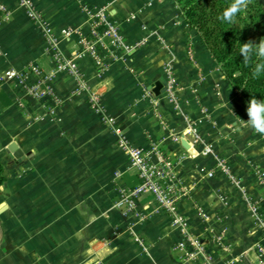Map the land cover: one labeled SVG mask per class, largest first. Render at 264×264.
Instances as JSON below:
<instances>
[{
	"label": "crops",
	"instance_id": "1",
	"mask_svg": "<svg viewBox=\"0 0 264 264\" xmlns=\"http://www.w3.org/2000/svg\"><path fill=\"white\" fill-rule=\"evenodd\" d=\"M1 1L11 10V18L0 31V161L6 175L0 187V264H184V254L175 249L177 233L151 196L138 202V210L150 214L145 223H136L114 207L115 185L132 188L139 180L134 171H127L116 138L89 111L86 99L70 97L73 84L66 75L53 81L65 98L59 121L31 123L34 104L27 103L24 110L18 107L21 94L13 83L1 80L3 74L29 63L50 74L53 64L45 40L17 0ZM31 1L55 33L86 31V19L74 0ZM81 1L106 8L128 43L145 40L127 62L115 63L101 80L96 79L91 62L80 59L78 65L90 86L102 95L124 136L151 163H172L186 193L179 210L189 220L192 235L208 243L212 236L207 228L213 234L225 230L224 249L209 242L214 263L254 264L264 230L254 225L243 197L264 202V181L256 175L264 180V135L242 123L237 126L238 117L248 118L240 94L173 0ZM130 15L135 19L130 20ZM188 47L194 65L187 58ZM58 48L65 56L73 55L76 39H60ZM168 64L176 79L180 113L173 111L164 94ZM157 85L156 96L152 90ZM155 99L164 125L151 114ZM191 125L227 163L241 189L230 184L212 158L200 155V146L193 145L187 134ZM172 136L180 139L173 141ZM12 145L14 152L9 150ZM206 172L213 177L207 178ZM197 206L207 215L206 222L196 215Z\"/></svg>",
	"mask_w": 264,
	"mask_h": 264
},
{
	"label": "built area",
	"instance_id": "2",
	"mask_svg": "<svg viewBox=\"0 0 264 264\" xmlns=\"http://www.w3.org/2000/svg\"><path fill=\"white\" fill-rule=\"evenodd\" d=\"M74 1L80 6L81 13L87 22V29L84 32L63 29L59 33H55L31 0H17L18 7L25 18L45 40L53 69L50 74H45L37 64L29 63L19 70H7L1 80L4 83H13L18 89L21 99L17 105L20 109L24 110L27 103L34 104L35 112L30 120L31 123H36L44 119L59 121L58 115L65 103V98L57 93L53 81L61 74L66 75L73 84L70 97L86 99L89 111L116 138V148L126 158L127 171H134L139 180V184L132 188L115 185L117 200L114 207L122 215L132 216L136 223H145L150 219V214L139 211L138 202L143 196H151L156 208L167 216L170 227L177 233L178 242L175 249L184 254L183 263L199 260L200 264H215L213 251H208L209 242L219 249H224L225 230L213 234V230L207 228L206 231L212 236L208 243L200 241L192 235L189 220L179 210V203L186 196V193L172 163L164 161H161L160 165L151 163L143 151L135 147L124 136L117 118L108 113L102 95L90 86L84 72L78 65L80 59H88L94 67L96 79L101 80L115 63L127 62L130 54L144 46L145 40L133 44L128 43L118 23L109 17L106 8H94L85 5L81 0ZM135 17V15H130L129 19L133 20ZM10 18L11 10L0 0V31ZM70 38L76 39L77 52L65 56L59 50L58 43L60 39ZM187 58L189 62L195 64L193 51L190 47L187 48ZM164 72L165 97L172 105L173 111L180 113L175 96L177 84L172 65L168 64ZM151 114L160 125L165 124L156 99L152 101ZM203 114L206 116V111H203ZM187 134L192 137L193 145L200 146V155L212 158L216 167L227 177L230 184L241 189L239 180L231 174L227 163L215 154L211 146L199 138L194 126L188 129ZM171 139L175 141L180 138L172 136ZM256 175L259 182L264 181L260 174L257 173ZM205 176L212 178L213 174L206 172ZM115 177L119 178L120 174H115ZM243 201L254 225L264 230L263 200L244 196ZM195 213L202 222L208 220L207 215L199 206L195 207ZM129 234L133 241L144 249L141 239L132 231ZM256 253L257 260L254 264H264V242L257 245Z\"/></svg>",
	"mask_w": 264,
	"mask_h": 264
},
{
	"label": "trees",
	"instance_id": "3",
	"mask_svg": "<svg viewBox=\"0 0 264 264\" xmlns=\"http://www.w3.org/2000/svg\"><path fill=\"white\" fill-rule=\"evenodd\" d=\"M187 26L199 37L201 43L220 67L231 88L237 91L246 106L255 96L264 99V75L254 78L255 58L243 62L239 55L240 43L259 42L264 37V0H252L248 10L237 22H222L219 16L231 0H173ZM6 180L5 169L0 161V187Z\"/></svg>",
	"mask_w": 264,
	"mask_h": 264
},
{
	"label": "clouds",
	"instance_id": "4",
	"mask_svg": "<svg viewBox=\"0 0 264 264\" xmlns=\"http://www.w3.org/2000/svg\"><path fill=\"white\" fill-rule=\"evenodd\" d=\"M251 3L252 0H231V3L219 16V19L222 22L234 25L238 17L248 10ZM239 55H242L243 62L246 65L255 58L256 63L252 73L254 78H260L264 75V37H261L258 43L252 40L240 43ZM246 113L247 120L237 116V126L242 123L245 129L264 135V99H257L253 96L247 103Z\"/></svg>",
	"mask_w": 264,
	"mask_h": 264
},
{
	"label": "water",
	"instance_id": "5",
	"mask_svg": "<svg viewBox=\"0 0 264 264\" xmlns=\"http://www.w3.org/2000/svg\"><path fill=\"white\" fill-rule=\"evenodd\" d=\"M159 89H160V86L157 85L156 88H155L154 90H152L153 94H155V95L157 96L158 93H159ZM185 148L188 150L187 147H185ZM14 149H15V147H14L13 145L10 146V148H9V150H10L11 152H14V151H13Z\"/></svg>",
	"mask_w": 264,
	"mask_h": 264
}]
</instances>
